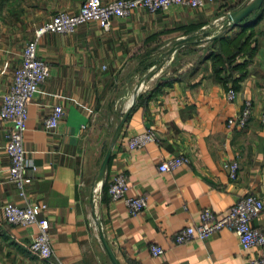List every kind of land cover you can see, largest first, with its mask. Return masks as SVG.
Listing matches in <instances>:
<instances>
[{
    "label": "crops",
    "instance_id": "crops-1",
    "mask_svg": "<svg viewBox=\"0 0 264 264\" xmlns=\"http://www.w3.org/2000/svg\"><path fill=\"white\" fill-rule=\"evenodd\" d=\"M83 1L0 0V106L34 29L56 12L76 13ZM249 1L172 5L154 13L137 9L126 18H112L108 31L88 22L73 33L48 32L38 39L37 55L48 63L49 75L27 105L23 147L37 168L25 193L29 202L46 205L40 217L49 221L53 255L42 261L28 250L36 225L13 226L3 218L2 204L26 202L8 180L6 123L0 121V264H111L100 232L119 264H249L255 255L264 257V246L242 250L231 227L203 240L174 241L178 230L198 222L203 208L217 214L248 194L263 202L250 224L264 233V6L248 16L261 15L252 28L257 47L246 76L234 88V101L226 96L231 82H223L211 60L200 56L178 69L187 72L185 78L165 77L174 80L149 99L152 87L141 90L131 106L129 98L127 112L119 106L131 85L147 81L164 58L172 63L181 48L170 50L181 38L191 37L180 47L203 48L223 31H237L226 14L231 6ZM191 24L198 27L186 33ZM244 100L253 105L248 124L227 128V119ZM54 105L64 113L55 128L46 130L44 119ZM148 128L155 140L130 149L128 139ZM107 150L110 157L100 181L97 169ZM176 155L187 163L158 170L163 159ZM232 161L238 164L235 179L224 166ZM116 173L126 176L127 196L145 199L140 213L131 214L123 199L111 200L103 192V182L108 184ZM152 244L163 248L161 256L150 254Z\"/></svg>",
    "mask_w": 264,
    "mask_h": 264
},
{
    "label": "built area",
    "instance_id": "built-area-1",
    "mask_svg": "<svg viewBox=\"0 0 264 264\" xmlns=\"http://www.w3.org/2000/svg\"><path fill=\"white\" fill-rule=\"evenodd\" d=\"M212 0H84L76 13L70 14L59 11L40 26L34 29L33 39L25 42L19 65L16 67L11 85L7 92L1 96L0 121L6 123L4 129V150L9 159L8 180L16 187L20 197L25 199L24 206L6 202L2 204V215L6 223L13 226L36 225L37 233L28 244V250L38 259L49 260L53 250L49 235V221L40 214L46 210L45 204L29 202L25 188L35 178L36 166L25 158L23 147V132L26 129L27 105L32 96L44 83L49 75V65L37 55V41L45 33L70 34L76 27L83 23L95 22L98 26L108 31L114 17L126 18L137 9L150 13L164 10L172 5L189 6L197 8L205 2ZM236 92L229 88L227 99L233 101ZM253 105L250 100H244L239 112L226 121V126L244 128L251 118ZM60 105H54L44 119L46 130L55 128L63 115ZM261 121L264 123V114ZM155 140V133L148 128L144 132L131 136L127 145L130 149L140 148L148 142ZM187 158L176 155L163 159L158 166L161 172L171 171L187 163ZM228 170L229 178L237 176L238 164L232 161L224 165ZM128 183L123 173L114 174L109 182L107 192L111 200L123 199L130 213L135 215L146 207V201L140 196H127ZM263 209V202L255 195L248 194L237 200L220 213H214L210 208H203L197 223L185 226L178 230L174 236L177 244L189 242L193 239H205L214 232L224 227H231L237 236L242 250H258L264 246V233L251 226L250 221L257 217ZM152 256H161L163 248L152 244L149 247ZM16 264V263H15ZM249 264H264V257L255 255L249 259Z\"/></svg>",
    "mask_w": 264,
    "mask_h": 264
},
{
    "label": "trees",
    "instance_id": "trees-1",
    "mask_svg": "<svg viewBox=\"0 0 264 264\" xmlns=\"http://www.w3.org/2000/svg\"><path fill=\"white\" fill-rule=\"evenodd\" d=\"M263 6L264 3L259 10L262 9ZM237 7L238 6L234 5L231 6L230 9L236 10ZM248 16L234 27L237 28V31L233 34L227 35L222 33L212 38L202 55L204 59L211 60L213 72L221 80H223V82H231L233 89L237 88L238 81L242 80L246 76L247 64L252 60L257 47V40L253 37L252 28L259 22L261 15H258L253 19H249ZM196 27L198 26L191 24L185 27L184 31L188 33ZM239 58H243V60L238 61L237 59ZM235 71L238 72L237 76H234ZM176 79L178 78L176 77ZM173 80V78L162 80L149 91V94L145 97V99H149L162 86L171 83ZM107 188L108 184L104 181L102 186L103 192H105Z\"/></svg>",
    "mask_w": 264,
    "mask_h": 264
},
{
    "label": "rangeland",
    "instance_id": "rangeland-1",
    "mask_svg": "<svg viewBox=\"0 0 264 264\" xmlns=\"http://www.w3.org/2000/svg\"><path fill=\"white\" fill-rule=\"evenodd\" d=\"M223 33L226 34L225 31H223ZM228 34L231 35L233 33H228ZM206 46H208V44L205 45V47H203V48L202 47H198V48H194V47H179V48H181V50L178 52L177 55H175L174 58H172V63H170L171 59L164 58V62H161V64L159 63V65L155 66L156 71L154 72V75L150 76L147 79V81L145 80L144 82L140 81L137 84L135 83V86H133V88H132V85H131V88H130L131 92H129V94L125 98H122L120 100V103H119L120 109H124L125 110L126 107L131 106V104L134 102L133 100L129 104V106L126 105V102L128 101L129 98H132V97L135 100L136 97H137V94L141 90H146L147 91L151 87L153 88V86H155L158 83L159 80L170 79V78H165V77H171V76H173V74H177L176 75L177 78H183V77L185 78L187 76V72L177 73L178 69L180 67H182L184 64H186L188 61H192V64H194L196 62V60L200 56L203 55V53L205 52ZM165 62H167V63L164 65ZM227 92H228V90H227ZM236 94H237V92H236ZM98 163H99V161L97 162V166H98Z\"/></svg>",
    "mask_w": 264,
    "mask_h": 264
},
{
    "label": "water",
    "instance_id": "water-1",
    "mask_svg": "<svg viewBox=\"0 0 264 264\" xmlns=\"http://www.w3.org/2000/svg\"><path fill=\"white\" fill-rule=\"evenodd\" d=\"M263 3H264V0H251V1L243 4L242 6L237 8L236 10L228 12L226 14V19L228 21V25L230 27L236 26L239 22L244 20L253 11L258 10L262 6ZM189 39H191V37H185V38H181L180 40H178L176 42V44L173 46V48L170 50V53L174 52L177 48L182 46V44H184ZM132 100L134 101V99H132ZM128 109L129 108L127 107L126 112ZM124 120H125V116H124V118H122V120H121V122H120V124H119V126L115 132V135H117V133L120 130V127L123 124ZM109 157H110V150H107L105 155L103 156V158L101 160V163H100L98 169H97V174H96L97 180L102 181V179L104 178ZM100 240H101L102 246L106 252V255H107L110 263L111 264H119L116 257L114 256V253L112 252L108 242L106 241V239L104 238V236L101 232H100Z\"/></svg>",
    "mask_w": 264,
    "mask_h": 264
}]
</instances>
